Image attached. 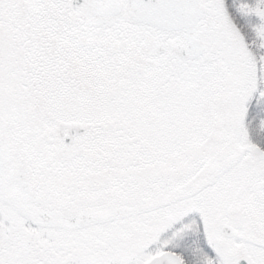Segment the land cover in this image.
I'll list each match as a JSON object with an SVG mask.
<instances>
[{"label": "snow or ice", "instance_id": "snow-or-ice-1", "mask_svg": "<svg viewBox=\"0 0 264 264\" xmlns=\"http://www.w3.org/2000/svg\"><path fill=\"white\" fill-rule=\"evenodd\" d=\"M0 264H264V0H0Z\"/></svg>", "mask_w": 264, "mask_h": 264}]
</instances>
